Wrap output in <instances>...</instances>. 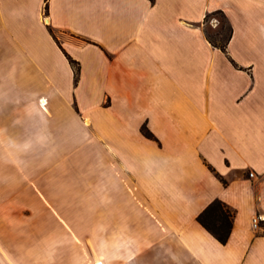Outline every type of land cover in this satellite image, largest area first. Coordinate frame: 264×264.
Returning a JSON list of instances; mask_svg holds the SVG:
<instances>
[{
  "label": "crops",
  "instance_id": "0c3cea01",
  "mask_svg": "<svg viewBox=\"0 0 264 264\" xmlns=\"http://www.w3.org/2000/svg\"><path fill=\"white\" fill-rule=\"evenodd\" d=\"M256 216L264 0H0V264H264Z\"/></svg>",
  "mask_w": 264,
  "mask_h": 264
},
{
  "label": "trees",
  "instance_id": "16d2710c",
  "mask_svg": "<svg viewBox=\"0 0 264 264\" xmlns=\"http://www.w3.org/2000/svg\"><path fill=\"white\" fill-rule=\"evenodd\" d=\"M48 9V7H47ZM214 14H221L225 19L226 16L222 11H216ZM227 20V19H226ZM229 24V23H228ZM229 34L221 35L222 39L220 41L213 40L209 35L208 38L210 41L218 48L227 53L228 44L232 37L233 28L229 24ZM51 33L55 37L58 44L63 49L64 53L68 57L70 63L75 69L76 72V81L79 79L80 73V63L76 61L61 45L60 40L58 39L55 31L51 29ZM143 133L146 137L150 139H156L154 134L149 130L147 126L143 127ZM234 212L221 200H215L211 203L198 217V221L221 243L227 244L230 236L232 234L234 226Z\"/></svg>",
  "mask_w": 264,
  "mask_h": 264
},
{
  "label": "rangeland",
  "instance_id": "374dc122",
  "mask_svg": "<svg viewBox=\"0 0 264 264\" xmlns=\"http://www.w3.org/2000/svg\"><path fill=\"white\" fill-rule=\"evenodd\" d=\"M206 27L208 35L216 41L222 39L221 35H228L230 32L228 21L221 14L209 15L206 19ZM68 254H70L69 251H63L64 263H69V257H67ZM77 254L79 263L84 264L88 254L87 251H77Z\"/></svg>",
  "mask_w": 264,
  "mask_h": 264
},
{
  "label": "built area",
  "instance_id": "2783aa9c",
  "mask_svg": "<svg viewBox=\"0 0 264 264\" xmlns=\"http://www.w3.org/2000/svg\"><path fill=\"white\" fill-rule=\"evenodd\" d=\"M254 173L251 176L254 177ZM253 226L257 232H262L264 234V218L261 216H256L253 220Z\"/></svg>",
  "mask_w": 264,
  "mask_h": 264
},
{
  "label": "bare ground",
  "instance_id": "6f19581e",
  "mask_svg": "<svg viewBox=\"0 0 264 264\" xmlns=\"http://www.w3.org/2000/svg\"><path fill=\"white\" fill-rule=\"evenodd\" d=\"M45 103V102H44Z\"/></svg>",
  "mask_w": 264,
  "mask_h": 264
}]
</instances>
